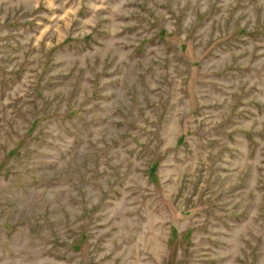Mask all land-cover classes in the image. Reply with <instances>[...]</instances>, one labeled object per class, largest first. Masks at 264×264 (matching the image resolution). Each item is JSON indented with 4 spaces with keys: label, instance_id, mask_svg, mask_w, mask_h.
I'll return each instance as SVG.
<instances>
[{
    "label": "rangeland",
    "instance_id": "obj_1",
    "mask_svg": "<svg viewBox=\"0 0 264 264\" xmlns=\"http://www.w3.org/2000/svg\"><path fill=\"white\" fill-rule=\"evenodd\" d=\"M0 264H264V0H0Z\"/></svg>",
    "mask_w": 264,
    "mask_h": 264
}]
</instances>
